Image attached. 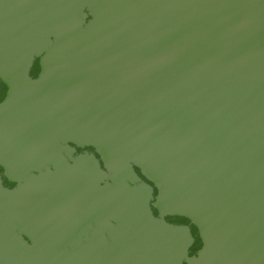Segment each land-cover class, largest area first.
<instances>
[{"label":"water","instance_id":"obj_1","mask_svg":"<svg viewBox=\"0 0 264 264\" xmlns=\"http://www.w3.org/2000/svg\"><path fill=\"white\" fill-rule=\"evenodd\" d=\"M0 264H264V0H0Z\"/></svg>","mask_w":264,"mask_h":264}]
</instances>
